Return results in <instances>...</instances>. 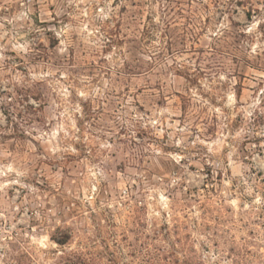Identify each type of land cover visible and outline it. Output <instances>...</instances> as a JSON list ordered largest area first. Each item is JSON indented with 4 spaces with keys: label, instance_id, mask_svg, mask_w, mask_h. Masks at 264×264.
I'll return each mask as SVG.
<instances>
[{
    "label": "rangeland",
    "instance_id": "1",
    "mask_svg": "<svg viewBox=\"0 0 264 264\" xmlns=\"http://www.w3.org/2000/svg\"><path fill=\"white\" fill-rule=\"evenodd\" d=\"M0 264H264V0H0Z\"/></svg>",
    "mask_w": 264,
    "mask_h": 264
}]
</instances>
